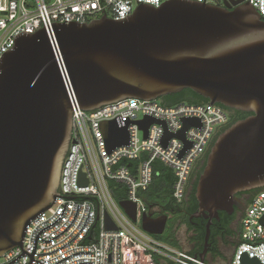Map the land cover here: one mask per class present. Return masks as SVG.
I'll return each mask as SVG.
<instances>
[{"label":"water","instance_id":"1","mask_svg":"<svg viewBox=\"0 0 264 264\" xmlns=\"http://www.w3.org/2000/svg\"><path fill=\"white\" fill-rule=\"evenodd\" d=\"M225 2L235 8L197 0H169L159 8L142 3L125 19L105 14L16 36L0 59V257L21 247L9 264L23 255L36 263L23 250L25 234L59 197L77 110L191 90L210 107L250 114L217 137L199 178L205 249L219 213L233 215L236 196L264 188V20L250 1ZM152 123L146 118L139 125L147 132ZM184 124L177 137L185 141L199 121ZM103 128L109 151L128 145L127 128L115 122ZM120 206L136 220V204ZM168 220L145 216L143 230L162 236ZM106 229H116L108 218ZM242 264L261 263L245 255Z\"/></svg>","mask_w":264,"mask_h":264},{"label":"built area","instance_id":"2","mask_svg":"<svg viewBox=\"0 0 264 264\" xmlns=\"http://www.w3.org/2000/svg\"><path fill=\"white\" fill-rule=\"evenodd\" d=\"M139 1V3H138ZM0 0V59L14 47L17 35L35 32L48 23H90L133 15L142 3L159 8L169 0ZM195 1V0H191ZM218 5L220 0H197ZM264 18V0H246ZM102 11H104L102 13ZM67 21V22H66ZM162 99H124L94 111L73 112L71 145L64 161L59 197L27 228L23 250L33 264H199L176 249L154 240L143 230L151 216L142 193L153 185L157 165L174 176L173 198L183 204L196 164L210 152L217 137L229 128L233 111L209 103L166 106ZM153 120L147 132L139 122ZM185 120L199 121L185 129ZM127 128L129 143L109 151L103 125ZM171 135L166 143V135ZM188 146V148H187ZM116 197L124 198L117 200ZM136 204L134 221L120 206ZM107 218L116 227L106 229ZM236 251L229 264L243 256L264 264V188L251 199L241 219ZM23 253L17 247L0 257L9 264ZM23 255L13 264H30Z\"/></svg>","mask_w":264,"mask_h":264},{"label":"flooded vegetation","instance_id":"3","mask_svg":"<svg viewBox=\"0 0 264 264\" xmlns=\"http://www.w3.org/2000/svg\"><path fill=\"white\" fill-rule=\"evenodd\" d=\"M219 6H225L229 5L232 7V9L235 8L234 5L231 3L225 2V0H220L218 2ZM182 93V92H181ZM180 94V93H178ZM174 95L167 96L162 99L161 102L166 104H171L176 99ZM184 97H188L187 94L184 95ZM247 113L243 112H233L232 114V120L228 127L233 125L235 122L239 121L244 117ZM227 129V128H226ZM208 154L203 156V158L196 164L194 171L191 175L189 184H188V191H187V197L183 204L176 205L173 204V211L172 213H169L166 211V205L160 204L156 207L149 205L151 208V212L149 213L153 218H158L163 215H168L169 220L172 219L171 223V235L170 243H173L177 246V251L183 253L185 256L188 257L189 260L188 263H193V261L198 262L199 264H218V262H223L225 264H229L230 259L234 255L236 248L239 243V234H236L235 236H225L226 233V223L221 220V218L218 221V225H216L215 228V234L214 238H212V234L210 236L209 242L212 240L215 243L216 249L218 250V253H214L212 248L213 246L211 244L208 245L207 249H205V242L203 245H196L194 239H195V233L194 230L191 229V227L197 225V221L204 220L207 221L203 216L198 217V201L196 198V188L199 181V178L201 174L204 171V168L207 163ZM255 191L246 192L243 194H239L236 196V205H235V211L233 215H228L230 219H232L231 223L228 226V229L238 231L240 229L241 219L245 215L246 209H247V201L253 195ZM197 205V210H195V207ZM214 221V220H213ZM208 224V223H207ZM213 225V222H212ZM168 226V224H167ZM212 227V226H211ZM184 242L185 246L187 245L189 249L185 252L182 251L181 243ZM225 246H229L232 249V255L230 258L226 257L222 253L221 248Z\"/></svg>","mask_w":264,"mask_h":264},{"label":"trees","instance_id":"4","mask_svg":"<svg viewBox=\"0 0 264 264\" xmlns=\"http://www.w3.org/2000/svg\"><path fill=\"white\" fill-rule=\"evenodd\" d=\"M263 20H264V18H263ZM186 94L188 97H184V95H186ZM175 98L176 99L174 100L173 103H171V104L164 103V105L175 106V105L180 104V103H188V104L209 103L208 100L202 98L201 96H199L198 94L194 93L191 90H185L182 93L177 94V96H175ZM248 116H250V114H246L244 117H242L241 120L247 118ZM157 170H158L159 176H157L155 178L154 183L150 187V189L147 192L142 193V197L148 205H152L154 207H156L157 205H160V204H165L166 205V211L169 213H172V212H174L173 211V204L181 206V204H177L173 198V184L175 182V176L170 169L162 166L161 164L157 165ZM258 191H260V190H256L253 193V195H251V197L248 199L247 207H248L252 197ZM116 198H117V200H123L124 199V198H119V197H116ZM195 210H197V205L195 207ZM219 217L224 222V224L226 223V225H224V226H226L225 228H227L225 236H233V235L235 236L236 234H239L241 232V228L238 231L228 229V226L231 223L232 219H230L226 213L220 212ZM207 223H208L207 221L200 220V221H197L196 226L191 227V229L194 230V233H195L194 241H195L197 246L203 245V243L205 242ZM216 225H218V221L214 220L213 225L211 227V234H212L211 237L212 238H214V235H216L215 234ZM171 237H172V235H170L167 238V242H168L167 245L172 247V248H177V246L175 244L170 243ZM209 244H211L213 246V248H212L213 252L218 253V250L216 249L215 243L212 240L209 242ZM155 263L160 264L157 257H155Z\"/></svg>","mask_w":264,"mask_h":264},{"label":"rangeland","instance_id":"5","mask_svg":"<svg viewBox=\"0 0 264 264\" xmlns=\"http://www.w3.org/2000/svg\"><path fill=\"white\" fill-rule=\"evenodd\" d=\"M171 223H172V219L168 222V226L166 228V231H165V233L162 236H151V237L154 240H156L158 242H161L162 244L167 245L168 244L167 238L171 235ZM181 247H182V251H185V252L189 249V247L187 245L185 246L183 241L181 243ZM221 250H222V253L224 255H226V257H228V258L231 257L232 249L229 246H225V247L223 246L221 248ZM218 264H225V263L219 261Z\"/></svg>","mask_w":264,"mask_h":264}]
</instances>
